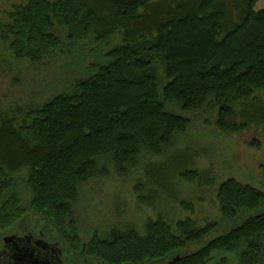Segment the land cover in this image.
<instances>
[{
    "label": "trees",
    "instance_id": "1",
    "mask_svg": "<svg viewBox=\"0 0 264 264\" xmlns=\"http://www.w3.org/2000/svg\"><path fill=\"white\" fill-rule=\"evenodd\" d=\"M258 1L24 0L0 11V41L18 60L43 62L65 44L106 47L100 62L85 66L86 77L38 105L0 114V230L31 214L35 226L70 244V264H206L216 251L232 253L237 264H264V189L234 177L216 189L220 220L231 228L158 216L141 230L111 226L83 240L73 214L79 187L105 163L125 172L143 156L160 157L168 166H145L152 195L138 200L152 205L159 192L169 195L174 160L161 156L190 123L174 107L214 112L225 132L264 128ZM184 159L175 173L193 182L200 174ZM23 170L26 206L16 179Z\"/></svg>",
    "mask_w": 264,
    "mask_h": 264
},
{
    "label": "rangeland",
    "instance_id": "2",
    "mask_svg": "<svg viewBox=\"0 0 264 264\" xmlns=\"http://www.w3.org/2000/svg\"><path fill=\"white\" fill-rule=\"evenodd\" d=\"M23 1L0 0V11L9 10L12 4ZM174 1L156 0L158 4H172ZM263 5L264 0H259L256 8ZM65 45L60 51L62 53H55L56 56L53 54L43 62L31 63L14 58L7 44L0 41V114L28 103L38 105L55 92L68 87L74 80L86 77L90 71H86L85 66L100 62L103 50L106 49L98 44ZM173 110L187 116L190 123L187 130L177 135L161 156L164 161L169 156H173L171 160H174L171 161L172 167L169 166L174 167L170 172L172 177L169 184L165 181L169 195L159 192L156 196L158 200L152 205L138 200V195H152V192L149 193L151 185L146 183L142 174L145 166L158 161L160 165L168 166L161 163L160 157L143 156L135 168L125 172L105 163L104 168H100L90 180L79 187L78 198L74 203L73 214L83 240H87L94 233L103 235L111 226L132 224L141 230L146 219H155L158 216L171 223L189 216L199 225L217 221L220 224L219 230L231 228L235 223L221 221L219 217L216 195L218 183L227 177H234L242 183L264 189L262 126L225 132L216 126L214 112L203 110L198 113H184L177 107ZM179 155L188 161V169L198 171V179L191 182L175 173ZM25 174L26 170L21 171L16 179L19 196L22 204L26 206L30 192L23 182ZM182 201L191 205L192 211L180 205ZM35 220L29 214L25 216L23 223L33 225ZM50 232L55 239L56 232ZM63 246L67 250L71 249L70 244ZM206 264L237 263L232 253L216 251Z\"/></svg>",
    "mask_w": 264,
    "mask_h": 264
},
{
    "label": "flooded vegetation",
    "instance_id": "3",
    "mask_svg": "<svg viewBox=\"0 0 264 264\" xmlns=\"http://www.w3.org/2000/svg\"><path fill=\"white\" fill-rule=\"evenodd\" d=\"M23 220L20 218L10 228L0 230V264H25L30 259L70 264L71 254L63 245L40 227L25 225Z\"/></svg>",
    "mask_w": 264,
    "mask_h": 264
},
{
    "label": "water",
    "instance_id": "4",
    "mask_svg": "<svg viewBox=\"0 0 264 264\" xmlns=\"http://www.w3.org/2000/svg\"><path fill=\"white\" fill-rule=\"evenodd\" d=\"M22 264V263H19ZM25 264H49V262L45 261V260H38V259H30L27 263ZM53 264H56L53 262Z\"/></svg>",
    "mask_w": 264,
    "mask_h": 264
}]
</instances>
